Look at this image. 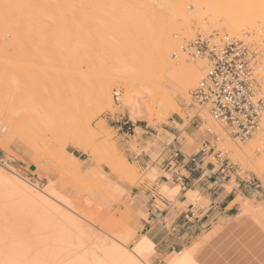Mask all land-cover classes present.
Wrapping results in <instances>:
<instances>
[{"label": "rangeland", "instance_id": "rangeland-1", "mask_svg": "<svg viewBox=\"0 0 264 264\" xmlns=\"http://www.w3.org/2000/svg\"><path fill=\"white\" fill-rule=\"evenodd\" d=\"M136 1L52 0L49 9L40 10L38 13L52 27L50 40L53 46L52 50L49 49L51 52L43 51V47L38 43H41L44 36L36 39L35 30L31 27L28 30L33 31L23 29L26 33L23 30L22 33L24 37L33 38L31 44L34 46L37 43V47H29L28 51L23 49L21 54L15 55V49L9 43L12 34L0 30V56L4 69L19 64L30 67V70L48 69L47 71L51 72L47 78L36 81L29 74L24 75L4 92L0 100L1 120L19 103L29 102L30 109L26 112L27 117L23 115L19 122V129L10 135L7 147L0 146V161L14 167L40 188L54 187L52 189L67 200V207L87 224L92 236L96 237L95 244L88 236H84L83 243L100 250L109 248L108 240H114L130 249L138 233L133 223L132 210L128 205L132 200L130 188L139 187L146 181L151 185L160 175V170L154 167L156 177L152 178L153 166L149 164L147 168L143 167L131 155L132 152L140 151L137 149L136 137L130 135V124L139 126V132L141 127L154 128L169 123L171 119H180L181 128L192 131L197 138L201 135L203 141L208 139L206 141L209 146L206 149L211 155L207 162L214 166L215 171L220 172L214 149L227 151L226 155L235 164V170L228 176L233 185L240 183L244 192V195L239 193L235 198L236 202H233L240 206L242 218L234 221V227L226 233L219 232L198 252L199 264H264V177H259L244 160L235 156L227 144L225 145L228 140L235 145H249L254 134L264 130L263 118L259 128L250 138L245 141L233 140L209 114L208 118L211 120L202 116L203 120H200L197 117L205 110L188 107L190 92L196 85L187 87V95L170 90L169 86L174 78L173 66L170 63L157 64V61L162 59L163 49H171V57L175 61L180 62L182 54L187 62L200 64L203 75L206 61L203 58H193L185 49L191 40L199 36L218 43L226 39L240 40L238 37H230L224 27L204 31L201 25L197 24L198 20L204 23L211 18L210 11L205 12L204 9L197 12L192 8L178 12V29L171 26L146 31L134 21ZM226 3L241 6L245 4V0H227ZM217 6L219 2H215L212 7ZM153 10L157 14L165 12L158 7ZM73 19L75 23L72 22ZM254 19L261 24V41L242 42L251 53L254 52L255 67L264 68V17ZM30 20L29 23H33L32 19ZM228 20L225 16L219 18L221 25L228 23ZM171 21L174 19L171 18ZM247 25L246 22L241 26V32L244 31L242 35H256L255 30L246 27ZM168 34L176 40L175 47L165 44ZM75 37L81 39L83 49L74 47ZM5 45H8V48ZM176 47L181 52L178 53ZM4 50L7 51L5 54ZM70 61L81 65L82 71L91 78L90 86L70 89L67 75ZM126 72L133 76L128 78L129 81ZM141 83L151 89L152 94L149 97L135 94L142 89ZM102 84L112 87L114 102L111 107L104 106L99 110V104L102 103L97 102L95 96ZM115 92L118 93V99ZM172 99L175 103H172ZM133 105L142 107L146 112L136 121L132 119ZM31 118H34V122ZM85 120H91V128L88 130L84 129L81 123ZM101 120L106 122L103 132L97 129ZM116 120L129 121L124 124L127 126V135L121 134L122 130L117 128ZM212 121L222 132L221 134L219 131L221 140L216 139V133L207 132L208 124ZM197 122L203 125L195 129L193 125ZM184 135L190 142L201 146V141L186 133ZM255 157H260L257 151ZM124 161L137 166V171L124 168ZM244 177L245 182H241ZM241 202L244 206L259 205L261 212L256 215L259 220L256 221L249 211H244L246 206ZM22 216L23 231L32 230L35 225L34 215L23 212ZM221 222L226 225L228 221ZM128 229L134 231L131 239L127 237ZM195 241L197 238L190 244ZM181 250L163 257H157L154 252L147 257V264H166L174 253Z\"/></svg>", "mask_w": 264, "mask_h": 264}, {"label": "bare ground", "instance_id": "bare-ground-1", "mask_svg": "<svg viewBox=\"0 0 264 264\" xmlns=\"http://www.w3.org/2000/svg\"><path fill=\"white\" fill-rule=\"evenodd\" d=\"M226 1L137 0L133 16L135 23L146 31L165 29L171 26L178 29V25H180L176 23L180 18L177 17L178 12H185L192 8L193 11L197 12L204 9L205 12L210 11L211 15L208 21L203 23V21L198 20L197 22L204 31L208 32L211 28L221 29L224 27L230 33V37H238L240 41L260 42L261 24L254 18L264 17V0H245V4L241 6L232 5V2V4H227ZM215 2H219V6L212 7ZM51 5L52 0H0V30L2 29L12 34L9 43H11L10 46L14 47L15 55L21 54L24 51L23 49L28 51L29 47H37L38 44L43 47V51L51 52L50 50H52L53 46L50 40L52 27L38 15L40 10L49 9ZM154 7L162 8L165 12L157 14L153 10ZM224 16L228 17L229 20L225 25H221L219 18ZM171 18L174 21H171ZM30 19H32L33 23H29ZM73 21L75 23L74 19ZM246 22L248 24L246 27L251 30L254 29L257 33L256 35L249 37L242 35L244 31L241 32V26ZM31 27L35 30L36 39L39 36H44L41 43H35L34 46L31 44L33 38L28 37L26 34L27 37H24L22 33L23 29L28 30ZM25 31L23 30V32ZM175 42L176 40L172 38L171 34H168L165 44L175 47ZM5 47L8 48V45H5ZM42 47L38 48L42 49ZM74 47L79 50L83 49V44L79 37L74 38ZM176 51L178 53L181 52L179 48ZM6 52L4 50V54ZM171 54V49H163L162 59L157 61V64L170 63L173 66L174 78L169 86L170 90L187 95V87L197 85L203 77L204 74L201 75L202 66L198 63L187 62V59L181 53L180 62L178 61V63L171 57ZM3 66L4 63L0 56V100L6 89L15 85L24 75L29 74L36 81L47 78L51 74L50 70L47 71L48 69H42V71L30 70V67L19 64L11 65L13 68L10 66V69H4ZM67 75L71 90L75 88L77 90L79 86L87 87L92 84L89 82L91 78L82 71L81 65L76 61L69 62ZM126 77L127 81H129L133 76L126 72ZM140 85L142 89L135 94H139L138 96L141 97H149L152 94L149 86L144 83ZM95 98L97 102L102 103V105L99 104V110L104 106L111 107L114 102L112 87L102 84ZM75 102L77 103L78 101ZM172 103H175L173 99ZM28 109H30L29 102L19 103L11 108L3 120L0 119L1 147H7L10 135H13L19 129V122L23 119V115L27 117L26 112H28ZM143 113L146 112L142 110V107L138 105L132 106V119L134 121L138 120ZM208 114L205 110L200 116L204 119H209ZM261 114L264 121V110ZM31 120L34 122V118H31ZM81 123H83L84 129L88 130L91 128V120H85ZM105 128L106 122L101 120L97 125V129L103 132ZM208 128L218 135L217 140H221L222 136H219L220 130L213 121L208 124ZM28 129L33 130L32 127H28ZM225 141L226 139L223 142ZM249 142V145H235L228 140L225 145L227 144L235 156L244 160L252 171L263 178L264 130L259 134L255 133ZM256 151L260 154L258 158L255 157ZM123 165L125 166L124 168L132 171H137L138 169L137 166L126 161L123 162ZM52 188L54 187H51V189L40 188L14 167L0 161V264H147L146 259L155 252V246L146 236L135 240L130 249L121 242L114 240H108L109 248H101L100 250L83 243L84 236L90 237V241L94 244L97 240L96 237L92 236L87 224L67 207V200ZM233 202H236V200ZM241 204L243 205L244 203L241 202ZM244 211H249L256 220V215L260 214L261 207L259 205H247ZM23 212L31 213L35 217V225L28 232H24L22 228ZM259 216L261 219V215ZM235 218H237V215ZM127 232L128 239H131L134 236V231L128 229ZM210 236L211 234H207L200 240L198 239L199 241L197 240L181 251H177L168 259L166 264H199L196 259V253Z\"/></svg>", "mask_w": 264, "mask_h": 264}, {"label": "crops", "instance_id": "crops-1", "mask_svg": "<svg viewBox=\"0 0 264 264\" xmlns=\"http://www.w3.org/2000/svg\"><path fill=\"white\" fill-rule=\"evenodd\" d=\"M126 122L116 120L124 135L128 134ZM138 127L131 124L129 127L140 151L131 155L139 165L153 166L152 178L156 177L154 167L160 170V175L151 185L146 181L130 188L132 200L128 205L138 230L136 240L146 236L154 243L155 255L163 257L190 246L195 238L200 240L211 234L199 247L200 252L219 232L226 233L234 227V221L242 218L240 206L233 201L239 193L244 195L243 189L240 183H231L229 174L221 175L214 170L207 162L211 155L206 149L208 139L203 141L201 135L197 138L192 131L181 128L180 119L154 128L141 127L139 132ZM184 133L201 141V146L190 142ZM175 150L180 152L178 158L173 156ZM223 220L228 221L226 225Z\"/></svg>", "mask_w": 264, "mask_h": 264}, {"label": "built area", "instance_id": "built-area-1", "mask_svg": "<svg viewBox=\"0 0 264 264\" xmlns=\"http://www.w3.org/2000/svg\"><path fill=\"white\" fill-rule=\"evenodd\" d=\"M185 49L193 58L206 60L204 75L191 90L188 107L206 110L233 140L250 138L259 128L264 110V68L255 67L254 52L242 41L226 39L218 43L202 36L191 40ZM115 96L118 99L117 92ZM197 117L203 120L199 114ZM194 125L200 128L203 124ZM207 132L213 133L208 128ZM214 152L218 170L231 174L235 164L227 151ZM173 156L178 158L180 152L175 150ZM241 182H245V177Z\"/></svg>", "mask_w": 264, "mask_h": 264}, {"label": "trees", "instance_id": "trees-1", "mask_svg": "<svg viewBox=\"0 0 264 264\" xmlns=\"http://www.w3.org/2000/svg\"><path fill=\"white\" fill-rule=\"evenodd\" d=\"M126 129V128H125Z\"/></svg>", "mask_w": 264, "mask_h": 264}]
</instances>
